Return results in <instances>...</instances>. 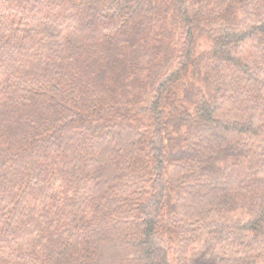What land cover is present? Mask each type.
<instances>
[{
    "label": "trees",
    "instance_id": "16d2710c",
    "mask_svg": "<svg viewBox=\"0 0 264 264\" xmlns=\"http://www.w3.org/2000/svg\"><path fill=\"white\" fill-rule=\"evenodd\" d=\"M0 264H264V0H0Z\"/></svg>",
    "mask_w": 264,
    "mask_h": 264
}]
</instances>
